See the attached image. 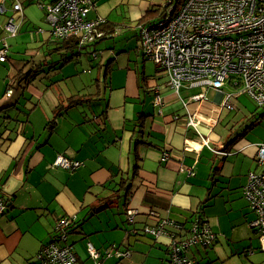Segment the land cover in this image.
Segmentation results:
<instances>
[{
  "label": "crops",
  "instance_id": "obj_1",
  "mask_svg": "<svg viewBox=\"0 0 264 264\" xmlns=\"http://www.w3.org/2000/svg\"><path fill=\"white\" fill-rule=\"evenodd\" d=\"M17 1L22 10L13 12L11 1L0 0V48L8 46L0 61V264H42L35 254L62 217L72 220L68 242L77 264H95L88 242L100 264H168L169 239L143 227L174 221L181 227H162L184 238L195 219L217 234L212 251H187L196 264H260L242 187L248 171L264 169L255 162L264 136L245 137L255 123L229 140L214 130L225 86L176 91L157 65L148 70L136 25L147 7L113 15L124 0H93L88 17L107 23L89 70L83 58L64 61L63 49L53 50L39 4L48 0ZM9 14L20 21L14 36L4 29ZM26 67L37 72L31 82L10 86ZM200 93L205 99L191 98ZM194 113L215 122L193 127ZM57 154L81 165L54 167Z\"/></svg>",
  "mask_w": 264,
  "mask_h": 264
},
{
  "label": "built area",
  "instance_id": "obj_2",
  "mask_svg": "<svg viewBox=\"0 0 264 264\" xmlns=\"http://www.w3.org/2000/svg\"><path fill=\"white\" fill-rule=\"evenodd\" d=\"M9 1L13 12L22 10L17 0ZM93 6V0H50L40 4L52 38L75 36L80 43L93 42L104 34L100 25L105 19L88 17ZM19 22V18L15 19L10 14L4 29L14 36ZM139 38L141 54L166 74L170 88L177 91L181 86L188 85L220 90L228 82L242 86L240 91L232 94L245 93L257 106L264 105V0H184L174 12L170 7L164 17L139 28ZM7 52L8 46L3 43L0 61L5 60ZM203 95L200 93L191 98L201 101L205 99ZM229 96L224 95L220 107L232 108L227 100ZM160 102L161 96L156 93L154 103L158 106ZM194 114L188 116V124L193 127L201 121L215 122V119L199 118L198 115L195 118ZM168 157L169 153L165 151L161 159L167 160ZM255 162L258 166L264 165V140L256 145ZM52 165L74 170L81 163L57 154ZM242 193L254 215L250 227L261 248H264V169L248 171ZM3 209L0 202V213ZM128 214L133 215V212L128 211ZM71 222L68 217L57 220L51 239L35 254L39 263L77 264L72 244L68 242ZM163 223L174 228L181 227L174 221H162L159 225L143 227V231L154 237L166 236L169 239L168 264H194L185 253L187 247L196 244L208 246L216 237L206 221L195 219L184 238L164 229ZM87 252L95 264H100L101 253L89 242ZM114 252L117 256L127 254ZM104 255L110 256L111 250L105 251Z\"/></svg>",
  "mask_w": 264,
  "mask_h": 264
},
{
  "label": "rangeland",
  "instance_id": "obj_3",
  "mask_svg": "<svg viewBox=\"0 0 264 264\" xmlns=\"http://www.w3.org/2000/svg\"><path fill=\"white\" fill-rule=\"evenodd\" d=\"M164 5L165 0H124L122 3H118V6L113 9V15L115 13L124 14V13H138V10H141L139 8H145L147 6H157V5ZM169 7L166 9L168 10ZM115 12V13H114ZM117 18V17H116ZM45 23L46 20L44 18ZM14 41L13 38L10 40ZM84 60V58H83ZM146 67L148 70H152L153 62L149 59H146ZM89 70L94 69L95 66H87ZM28 70V67L24 69V71ZM94 73V72H93ZM93 75V74H92ZM87 75V76H92ZM101 80V77H100ZM241 85H231L228 82L225 83V92H227L230 95H234L232 93L238 92L241 90ZM190 92H195L194 90ZM238 96L230 98V103L232 105V108H221L219 105V108L223 109L221 112V116L217 120L218 123L215 125L214 130L218 132L222 138L225 136L227 137L226 140H229L232 136L236 133L240 132V130H243L245 127L249 126L251 123H255L252 128H248L246 138H255L264 136V116H261L264 113V106H257L253 100H251L249 97L245 96V93H238L236 94ZM226 108V109H225ZM216 124V123H215ZM249 208V206H248ZM250 210V209H249ZM254 246H259L260 242L258 239H253ZM261 247V246H260ZM211 247L207 248H201L202 250H210ZM212 251V249H211ZM244 253H242L243 255ZM256 259L260 261V264H264V248H262L260 251L258 250Z\"/></svg>",
  "mask_w": 264,
  "mask_h": 264
},
{
  "label": "trees",
  "instance_id": "obj_4",
  "mask_svg": "<svg viewBox=\"0 0 264 264\" xmlns=\"http://www.w3.org/2000/svg\"><path fill=\"white\" fill-rule=\"evenodd\" d=\"M1 1H4V0H1ZM48 1H50V0H48ZM183 2H184V0H165L164 5L159 4L157 6H154V5L147 6V8L141 14L139 19L136 21V25H138V35H139V28H141L145 25L154 23L157 20H159L160 18L164 17L165 11L168 7L169 8L171 7L172 11L174 12L175 10H177L179 8V6ZM41 3H39V4H41ZM1 8H2V6H1ZM4 10H6V9H4ZM106 23L107 22L105 19L104 22L100 25V29L102 31H103L104 25ZM105 35H106V33L104 32V34L100 38L96 39L93 42H88V43H80L78 38L75 36L64 38V39H54L50 35H49V37L53 40V43L55 44L53 50H58L60 48L63 49V51L59 52V54H60V57L64 61L72 60V59H78V58H84V61L87 63L88 66H90L92 61L97 57V54L95 52L96 51V45L98 44V42H100L102 39H104ZM48 53H51V52H48ZM7 56H8V52L6 54L5 60L7 59ZM36 74H37L36 71H34L33 73L29 72V71H27V72L18 71L17 73H15L12 76L11 80L13 82L10 83V86L15 88V86L20 84L21 80H23L25 83H30L32 77H34ZM9 89L6 92L8 95L11 92ZM72 102L73 101L71 100L69 102V105ZM215 235H216V237H215L214 241L211 244H209L208 246H202L200 244H196V245H192V246L187 247L185 253L191 260H193L194 264L197 263L196 260L193 259L192 257H190L189 254L187 253V251L192 247L207 248V247L213 246L214 243L216 242V239H217V234L215 233Z\"/></svg>",
  "mask_w": 264,
  "mask_h": 264
}]
</instances>
